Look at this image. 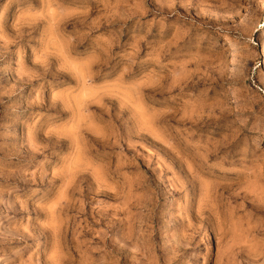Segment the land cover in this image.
<instances>
[{"label":"rangeland","instance_id":"1","mask_svg":"<svg viewBox=\"0 0 264 264\" xmlns=\"http://www.w3.org/2000/svg\"><path fill=\"white\" fill-rule=\"evenodd\" d=\"M0 264H264V0H0Z\"/></svg>","mask_w":264,"mask_h":264}]
</instances>
